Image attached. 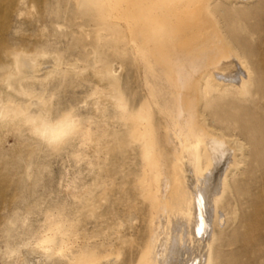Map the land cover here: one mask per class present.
Returning a JSON list of instances; mask_svg holds the SVG:
<instances>
[{
	"label": "bare ground",
	"instance_id": "obj_1",
	"mask_svg": "<svg viewBox=\"0 0 264 264\" xmlns=\"http://www.w3.org/2000/svg\"><path fill=\"white\" fill-rule=\"evenodd\" d=\"M73 1L79 8L81 0ZM214 1L89 0L103 21L116 13L125 23L126 36L115 39L131 49L144 101L137 109L131 106L121 77L102 65L95 51L82 66L69 64L65 70L91 86L81 107L89 114L76 115V132L58 146L35 137L52 150L71 149L75 141L99 140L114 120L141 139L152 207L141 264H264V213L244 215L237 208L238 201L264 209V0H227L232 8L246 7L235 16L224 14L226 24ZM1 4L8 14L12 3ZM3 31L0 25V131L21 136L30 133L29 116L59 117L54 102L27 85L56 78L61 58L48 55L42 37L34 41V51L5 47ZM95 38L100 42L103 34ZM253 164L256 170L245 172ZM229 230L245 233L231 240ZM116 261L105 258L106 264Z\"/></svg>",
	"mask_w": 264,
	"mask_h": 264
},
{
	"label": "rangeland",
	"instance_id": "obj_2",
	"mask_svg": "<svg viewBox=\"0 0 264 264\" xmlns=\"http://www.w3.org/2000/svg\"><path fill=\"white\" fill-rule=\"evenodd\" d=\"M3 1L13 5L8 14L3 13ZM21 1L0 0L1 43L30 52L42 37L48 55L60 56L56 78L27 85L54 102L56 116L67 110L79 119L89 114L90 109L81 107L83 98L92 93L91 86L77 83L65 70L82 66L95 51L99 62L121 77L131 106L140 107L145 96L140 72L127 41L115 39L126 36V25L116 13L103 21L89 0H81L79 8L73 0ZM221 1H214L213 9L224 24L227 13L235 16L246 7L232 8L227 0ZM98 32L103 34L100 42L95 38ZM134 135L123 122L110 120L94 143L75 141L71 149L52 150L28 131L21 136L0 131V264H106L105 258H117L114 264H141L151 236L152 207L145 188L143 143ZM254 166H247L245 172L256 170ZM237 208L244 215L264 213L238 201ZM238 233L235 236L231 230L229 238H242L245 230Z\"/></svg>",
	"mask_w": 264,
	"mask_h": 264
},
{
	"label": "clouds",
	"instance_id": "obj_3",
	"mask_svg": "<svg viewBox=\"0 0 264 264\" xmlns=\"http://www.w3.org/2000/svg\"><path fill=\"white\" fill-rule=\"evenodd\" d=\"M78 123L73 110H67L56 118L36 113L26 119L30 134L50 146H58L70 138L76 132Z\"/></svg>",
	"mask_w": 264,
	"mask_h": 264
}]
</instances>
